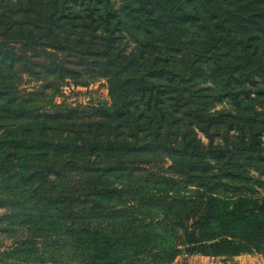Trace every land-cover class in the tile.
Returning <instances> with one entry per match:
<instances>
[{"label": "trees", "instance_id": "obj_1", "mask_svg": "<svg viewBox=\"0 0 264 264\" xmlns=\"http://www.w3.org/2000/svg\"><path fill=\"white\" fill-rule=\"evenodd\" d=\"M17 70L106 77L111 100L22 114ZM1 112L7 264L264 255V0H0Z\"/></svg>", "mask_w": 264, "mask_h": 264}, {"label": "rangeland", "instance_id": "obj_2", "mask_svg": "<svg viewBox=\"0 0 264 264\" xmlns=\"http://www.w3.org/2000/svg\"><path fill=\"white\" fill-rule=\"evenodd\" d=\"M114 1V0H112ZM120 0H115V8L119 7ZM124 30L122 32L123 38L117 41V44L119 46H123L124 43H126L125 48L126 52H129L134 46H135V38H138L141 36L138 34L129 35L125 33ZM137 31H135L136 33ZM130 36V40L128 43V38ZM134 36V39H133ZM180 54V53H179ZM17 75L20 78L15 79L11 83V85L7 86L6 88H9V90L14 87V90H17L16 95L19 97L18 103H19V112L20 110L23 111L22 114H28L30 113V109H37L40 111L48 110L50 112H58L59 110H65L66 107H77V108H88L89 106L95 105L98 106L99 104H107L111 100L110 94H109V87H108V81L106 77H93L90 78L89 75H86L83 77V81L85 83L80 84L76 83L75 79L71 77H66L65 81L61 83L58 82L57 85H53L54 87L49 88L47 92L46 90H42L39 87L41 84H43L40 78H42V74L39 75L40 78L31 75L30 72L26 70H17ZM58 86V88H57ZM201 87V86H200ZM57 88V89H56ZM54 90V92L50 91ZM210 91V96L214 98V103L210 106V111H216L220 109H227L232 108L230 105L225 101H222L221 103L217 100H219L215 93L212 90ZM87 110V109H84ZM0 115H3L1 112ZM70 119H74L71 117ZM69 119V120H70ZM9 124V123H8ZM193 129L197 133V137L201 140L203 144H207L209 142V136L212 134V142L213 144L221 143L223 142V138H225V129L218 127H211L208 132H205L204 130H201L199 127H197L196 124H193ZM6 127V125H5ZM4 128H0V132L5 130ZM35 131L38 133V125H34ZM38 127V128H37ZM184 126L180 127L181 130H183ZM67 131H63V136L68 133V135L71 133L70 129H66ZM45 132H48L50 134H53L55 132L59 133L58 127H52L51 129H46ZM36 133V132H35ZM208 133V135L206 134ZM211 133V134H210ZM228 134L232 135L234 134L233 131H229ZM253 177H256L255 173H251ZM262 181H264V177L261 178ZM257 185H259L256 182ZM256 189L258 192L263 193L264 189L263 187L256 186ZM9 209L7 207H0V216L4 212H8ZM16 239V234H8L5 232H0V264H7L9 262H12L14 260L12 256L8 255V252L11 248H13V244ZM251 257L256 256H263L262 254H249ZM253 257V258H254ZM209 258V259H208ZM213 257H202L200 255H193V256H179L174 264H242V260L239 261L237 257H231L227 259H223L221 257H214V259H211ZM260 258V257H259ZM214 261H211V260ZM34 264H56L54 262L50 261H38Z\"/></svg>", "mask_w": 264, "mask_h": 264}, {"label": "crops", "instance_id": "obj_3", "mask_svg": "<svg viewBox=\"0 0 264 264\" xmlns=\"http://www.w3.org/2000/svg\"><path fill=\"white\" fill-rule=\"evenodd\" d=\"M235 257H237L239 259V261L242 260L241 261L242 264H264V257L263 256L261 257L259 255L256 256V257L253 256L254 258L251 257L249 254H241V255H238V256H235ZM211 259H214V257L211 258ZM211 261H214V260H211ZM211 264H213V263H211Z\"/></svg>", "mask_w": 264, "mask_h": 264}]
</instances>
